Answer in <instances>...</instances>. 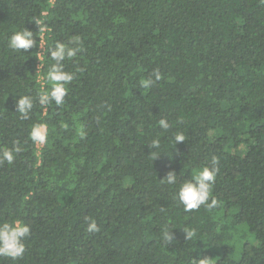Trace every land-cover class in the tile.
Returning a JSON list of instances; mask_svg holds the SVG:
<instances>
[{
	"label": "trees",
	"instance_id": "trees-1",
	"mask_svg": "<svg viewBox=\"0 0 264 264\" xmlns=\"http://www.w3.org/2000/svg\"><path fill=\"white\" fill-rule=\"evenodd\" d=\"M0 264H264V0H0Z\"/></svg>",
	"mask_w": 264,
	"mask_h": 264
},
{
	"label": "built area",
	"instance_id": "built-area-1",
	"mask_svg": "<svg viewBox=\"0 0 264 264\" xmlns=\"http://www.w3.org/2000/svg\"><path fill=\"white\" fill-rule=\"evenodd\" d=\"M52 2L54 1V0H51ZM40 68H41V66H39ZM42 77H40V80L42 81ZM45 128H41L40 130H39V142H38V148L39 149H41V147L44 145V142H45Z\"/></svg>",
	"mask_w": 264,
	"mask_h": 264
},
{
	"label": "rangeland",
	"instance_id": "rangeland-1",
	"mask_svg": "<svg viewBox=\"0 0 264 264\" xmlns=\"http://www.w3.org/2000/svg\"><path fill=\"white\" fill-rule=\"evenodd\" d=\"M237 258H238V256H237Z\"/></svg>",
	"mask_w": 264,
	"mask_h": 264
}]
</instances>
